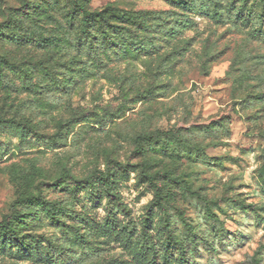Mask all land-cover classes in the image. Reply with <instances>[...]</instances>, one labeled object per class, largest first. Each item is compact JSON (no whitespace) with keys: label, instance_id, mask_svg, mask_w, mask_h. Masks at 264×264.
I'll list each match as a JSON object with an SVG mask.
<instances>
[{"label":"rangeland","instance_id":"374dc122","mask_svg":"<svg viewBox=\"0 0 264 264\" xmlns=\"http://www.w3.org/2000/svg\"><path fill=\"white\" fill-rule=\"evenodd\" d=\"M5 218L0 264H264V0H0Z\"/></svg>","mask_w":264,"mask_h":264},{"label":"trees","instance_id":"16d2710c","mask_svg":"<svg viewBox=\"0 0 264 264\" xmlns=\"http://www.w3.org/2000/svg\"><path fill=\"white\" fill-rule=\"evenodd\" d=\"M82 11H83V15L85 17L84 21L87 23L90 20H95V21H98V22L104 20L106 15H108L111 10L107 9L104 12L93 13V12H90L87 9L83 8ZM123 16L131 18L130 16H127V15H123ZM167 177H170V176H167ZM211 216L215 217L213 214ZM0 228H1L2 231H5V232L13 231V229H14V218H10V219L9 218H5V220L0 223Z\"/></svg>","mask_w":264,"mask_h":264}]
</instances>
